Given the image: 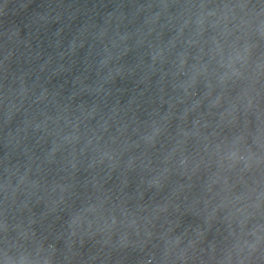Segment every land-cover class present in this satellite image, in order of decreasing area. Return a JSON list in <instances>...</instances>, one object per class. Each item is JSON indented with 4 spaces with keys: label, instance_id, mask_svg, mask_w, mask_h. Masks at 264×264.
Segmentation results:
<instances>
[{
    "label": "water",
    "instance_id": "water-1",
    "mask_svg": "<svg viewBox=\"0 0 264 264\" xmlns=\"http://www.w3.org/2000/svg\"><path fill=\"white\" fill-rule=\"evenodd\" d=\"M0 264H264V0H0Z\"/></svg>",
    "mask_w": 264,
    "mask_h": 264
}]
</instances>
